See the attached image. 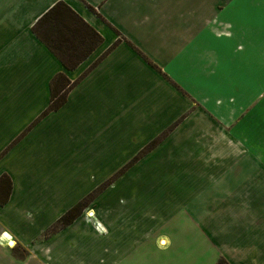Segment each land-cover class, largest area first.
<instances>
[{
    "label": "crops",
    "instance_id": "1",
    "mask_svg": "<svg viewBox=\"0 0 264 264\" xmlns=\"http://www.w3.org/2000/svg\"><path fill=\"white\" fill-rule=\"evenodd\" d=\"M58 2L103 38L73 69L33 30ZM242 136L264 142V0H0V264H264V205L192 201L243 198L211 188Z\"/></svg>",
    "mask_w": 264,
    "mask_h": 264
},
{
    "label": "trees",
    "instance_id": "2",
    "mask_svg": "<svg viewBox=\"0 0 264 264\" xmlns=\"http://www.w3.org/2000/svg\"><path fill=\"white\" fill-rule=\"evenodd\" d=\"M33 30L68 69L79 65L103 40L91 25L64 2L56 3L45 12L35 23ZM79 80H70L64 72L57 73L51 80V101L43 115L61 107L67 100L69 91ZM10 192L11 181L7 175H3L0 178V204L8 201ZM87 199L88 197L69 209L50 232L70 223L79 215ZM217 264L226 263L220 259Z\"/></svg>",
    "mask_w": 264,
    "mask_h": 264
},
{
    "label": "rangeland",
    "instance_id": "3",
    "mask_svg": "<svg viewBox=\"0 0 264 264\" xmlns=\"http://www.w3.org/2000/svg\"><path fill=\"white\" fill-rule=\"evenodd\" d=\"M74 81V80H73ZM56 110V109H55ZM53 111V110H52ZM242 139L245 141L246 146L248 147V150H246L245 153L241 154L240 156H234L233 161L230 165H228V173L235 178L234 181L224 180H216L212 181L213 188L218 192L220 189L228 188L227 191H229L231 194H234L235 191L243 192V198L239 197L236 198L232 195V197L229 195L227 197H206V201L203 202V197H196L193 198L194 205L198 206L204 210H210L208 209V204H210L212 207H215V209L219 210L220 206L223 210L225 207L231 208V206H225V205H264V197L259 196L254 198L251 197V189H254V191L257 189L262 194L264 193V142L257 140L255 141V144L253 141L248 138L247 136H242ZM230 155V154H228ZM238 162V163H237ZM225 183V184H224ZM202 186V185H201ZM256 190V191H257ZM233 191V192H231ZM257 193V192H256ZM192 202V203H193ZM191 204V203H190ZM205 206V207H204ZM224 206V207H223ZM251 207L250 205L248 208ZM250 211V210H249ZM214 214V213H213ZM191 218L194 219L197 222V219L200 218V214H190ZM208 215H212L208 213ZM226 216V218L229 220H235L237 217H240V213L236 212L235 210H231L227 213H217V216ZM243 215H247V213ZM250 216V214L248 215ZM185 216L179 215L175 221L179 222L180 225H182L184 222L182 218ZM191 220V219H190ZM197 228V232H198Z\"/></svg>",
    "mask_w": 264,
    "mask_h": 264
},
{
    "label": "clouds",
    "instance_id": "4",
    "mask_svg": "<svg viewBox=\"0 0 264 264\" xmlns=\"http://www.w3.org/2000/svg\"><path fill=\"white\" fill-rule=\"evenodd\" d=\"M12 239V234L9 232H4L2 235H0V246H5L7 244L8 240Z\"/></svg>",
    "mask_w": 264,
    "mask_h": 264
},
{
    "label": "bare ground",
    "instance_id": "5",
    "mask_svg": "<svg viewBox=\"0 0 264 264\" xmlns=\"http://www.w3.org/2000/svg\"><path fill=\"white\" fill-rule=\"evenodd\" d=\"M12 245H14V243H12Z\"/></svg>",
    "mask_w": 264,
    "mask_h": 264
}]
</instances>
